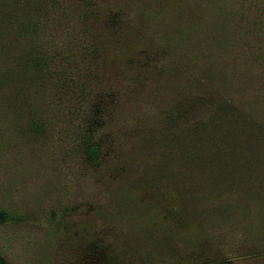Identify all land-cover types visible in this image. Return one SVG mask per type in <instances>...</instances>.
<instances>
[{
    "label": "trees",
    "instance_id": "16d2710c",
    "mask_svg": "<svg viewBox=\"0 0 264 264\" xmlns=\"http://www.w3.org/2000/svg\"><path fill=\"white\" fill-rule=\"evenodd\" d=\"M235 42L214 0H0V128L25 111L35 134L53 128L63 78L87 105L77 132L100 195L53 231L104 264H203L215 237L264 246L263 99ZM18 221L0 208V225Z\"/></svg>",
    "mask_w": 264,
    "mask_h": 264
},
{
    "label": "rangeland",
    "instance_id": "374dc122",
    "mask_svg": "<svg viewBox=\"0 0 264 264\" xmlns=\"http://www.w3.org/2000/svg\"><path fill=\"white\" fill-rule=\"evenodd\" d=\"M214 1L229 14L238 64L249 80V91L263 99L264 112V0ZM65 82L63 78L55 90L54 114L58 115L53 128L47 125L42 134H35L26 111L14 127L3 124L0 128V208L19 219L0 225V264H104L82 250L80 238L67 236L63 229L56 233L51 226L66 209L86 200L97 201L100 195L85 178L77 132L80 109L87 107L82 106L86 101ZM47 100L52 103L53 97ZM93 117L102 120L104 115L94 113ZM260 127L264 131V126ZM36 144L42 146L39 151ZM258 158L264 161V153ZM64 218L72 224L80 222L79 215ZM237 239L242 241V235ZM224 240L215 237L219 251H207L194 260L203 264H264V246L255 241Z\"/></svg>",
    "mask_w": 264,
    "mask_h": 264
}]
</instances>
